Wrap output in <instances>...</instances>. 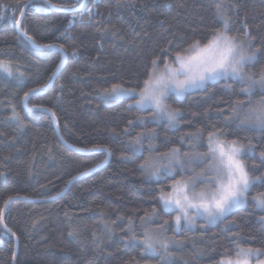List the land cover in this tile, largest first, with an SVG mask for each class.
Masks as SVG:
<instances>
[{"label":"trees","instance_id":"1","mask_svg":"<svg viewBox=\"0 0 264 264\" xmlns=\"http://www.w3.org/2000/svg\"><path fill=\"white\" fill-rule=\"evenodd\" d=\"M21 2L0 0L11 5L6 11L0 9V60L10 63L15 73L9 77L0 72V208L13 197L4 217L16 233L0 236V264H88L89 260L165 264L158 256L143 257L139 248L127 243L132 235L127 232L130 218L137 235L148 228L173 242L168 264H219L225 255L234 258L236 243L264 251V223L259 219L264 211L251 200L216 224L177 233L175 212L162 211L158 197L162 188L169 191L183 175L154 181L139 167L145 158L164 156L174 148L188 156L206 153L208 133L221 130L223 139L252 148L243 160L252 175L264 176L260 159L264 131L230 119L232 104L247 99L238 81L221 79L209 83L207 90L171 98L169 104L181 113L178 124L151 125L148 134L154 131V135L142 141L139 152L126 147L146 131L138 122L139 110L128 107L130 98L105 102L102 97L112 84L135 86L151 58L169 47L168 41L174 51L220 28L214 0H86L83 5V0H53L75 5L57 9L61 12L27 7L23 26L29 35L40 44H63L66 49V64L55 83L31 96L28 107L51 108L62 138L73 149L59 140L47 113L29 112L23 106L25 91L50 85L48 76L61 54L58 49L41 53L23 37L17 38L12 17L15 11L20 19L16 6ZM233 2L237 7L228 11L230 34L245 39L243 25L247 24L258 50L250 70L260 77L264 74V0ZM19 73L24 74L22 78ZM260 98L257 89L253 101ZM13 107L25 124L23 129L12 118ZM97 145L108 146L110 159L92 172L109 155L102 150L85 151ZM259 192H264V185L258 183L249 196ZM153 209L157 215L144 224L141 218Z\"/></svg>","mask_w":264,"mask_h":264},{"label":"snow or ice","instance_id":"2","mask_svg":"<svg viewBox=\"0 0 264 264\" xmlns=\"http://www.w3.org/2000/svg\"><path fill=\"white\" fill-rule=\"evenodd\" d=\"M214 4L216 16L221 22L220 28L212 29L211 35L205 37L204 40H193L186 47L178 50H170L172 41H168L169 47L161 49L160 54L151 58L145 67L143 79H138L135 86L126 88L123 84L117 83L112 84L109 89H104L105 102L118 100L122 97L130 98L132 104L128 106L129 108L135 106L140 111L150 109L152 122L166 121L168 126L172 127L175 126L178 117L181 115L179 109L173 108L167 102L172 94L176 97H183L194 89L207 90L210 82L231 79L242 85L241 94L247 99L236 100L232 104L230 119L239 120L243 126L264 131V74H261L257 80L254 78V74L245 71L246 67L255 59L256 51H258L253 47L254 37L247 30L246 23L243 25L245 41H241L237 36L230 34L231 16L228 15V11L237 7L233 0H214ZM10 7L11 5L0 3L2 10L6 11ZM26 7H36L38 11L46 12L52 9L75 7V5L58 4L53 0H22L16 6L21 18L16 19L15 11H13L12 18L19 33L18 39L23 37L41 53L47 49L59 50L60 62L56 64L55 69L48 76V81L52 82L57 78V73L64 64L65 46L57 43L40 44L32 35H29L23 26ZM68 23L72 24L73 21L70 20ZM0 72L9 77L15 75L10 63L2 60H0ZM23 75V73H19L18 78H22ZM48 87L49 84L45 83L25 91L23 93V106L29 112L50 113L53 121L58 123L56 113L51 108L40 104L32 105L31 108L28 107L29 98L34 94L44 92ZM257 89L260 90L261 98L254 102L253 96L256 95ZM12 118L16 120L19 128L25 127L14 107ZM141 122L143 123V121ZM132 125L133 121L129 120L128 127ZM127 131L128 128L126 127L124 132L127 133ZM152 135H154V131L149 134V138ZM144 138L145 133H139L128 142L126 147L132 152H139L143 147ZM98 150L108 152L110 155L107 145H97L91 149H85V151L90 152ZM251 151V147L246 149L245 145L238 140L223 139L221 130L208 133L207 152L191 157L188 161L189 163L204 162L207 164V168L200 173H195L193 170L194 175L189 179L174 180L169 191H165L163 188L160 190L158 200L161 210L165 213H176L174 219L176 231L182 227H193L196 218H203L207 223L222 220L234 209L249 202L248 197L252 188L258 183L264 185V176L252 175L243 160V157ZM164 158L168 160L167 164L158 163L151 157H147L139 167L153 178H158L161 174L172 175L174 172L173 165H179L183 168V165L180 164L178 149L174 148L169 153H165ZM260 159L261 164L264 165V152H261ZM254 169L255 166H253ZM72 179L76 178L73 177ZM12 200L13 197L9 196L4 201V207L0 208V229H2L0 236L16 235L5 223L4 217L5 209ZM251 202L257 209L264 211V192L252 196ZM156 215L157 210L153 209L151 215L146 214L145 217L141 218L142 222L148 224ZM259 219L264 223V216ZM167 224L168 221H165V225ZM133 225L134 221L130 218L127 232H131L132 235L128 236L127 243L139 248L143 257L158 256L160 261L168 264L169 248L173 242L166 238L161 239L159 234L148 228L137 235ZM160 227L163 228L164 226L161 225ZM73 234V232H69L70 236ZM93 239L94 241L98 239L95 233H93ZM233 251L234 258L232 255H225L219 264H251L253 258H257L256 264H264V259H259V257L264 256V251L260 249L244 248L236 243ZM88 264H94V261L89 260Z\"/></svg>","mask_w":264,"mask_h":264},{"label":"rangeland","instance_id":"3","mask_svg":"<svg viewBox=\"0 0 264 264\" xmlns=\"http://www.w3.org/2000/svg\"><path fill=\"white\" fill-rule=\"evenodd\" d=\"M239 40H241V41H245V39H239ZM245 46H247V45H245ZM255 61V59L246 67V69H245V71L247 72V73H250V74H252L251 73V70H250V66L253 64V62ZM161 67H162V65H161ZM14 76V75H13ZM13 76H11V77H13ZM254 78L255 79H259L260 77H255L254 76ZM221 80V79H220ZM229 80H231V79H229ZM216 82V81H215ZM210 83H213V82H210ZM197 90H200V89H194V90H191L190 92H188V93H191V92H194V91H197ZM188 93H186V94H188ZM185 94V95H186ZM185 95L183 96V97H185ZM102 97L104 98V92L102 93ZM183 97H176L174 94H172L171 96H170V98H169V100L167 101L168 102V104H169V101H170V99L171 98H176V99H182ZM127 97H122V98H120V99H118V100H114V101H121V100H123V99H126ZM139 112V114H138V122H140L142 125H144V127L146 128V131H145V133L147 134V135H145V138L144 139H146L147 137H148V130H150L151 129V125H155V124H160V123H162V122H166V121H161V122H159V123H155V122H152L151 121V119H150V112H151V110L150 109H145V110H143V111H138ZM141 121H143V123L141 122ZM167 123V122H166ZM178 124V122L175 124V126H172V127H176V125ZM143 139V140H144ZM144 145L145 146H147V142L146 143H144ZM202 154H204V153H202ZM189 154H181V153H179V159H180V164H182L183 165V168H181L179 165H173V168H174V172H173V174L172 175H168V174H161L158 178H153V177H150L149 176V174H148V176H149V178L151 179V180H154V181H157V180H160V179H166L167 177H174V176H177L178 174H181V175H183V177H180V178H178L177 180H180V179H189L192 175H190V176H186V175H184V174H186V172H193V170L195 171V173H200L202 170H205L206 168H207V164L206 163H204V162H195V163H189L188 161H189V158H191V157H194V156H197V155H200V154H196V155H193V154H191L190 156H188ZM154 161H157L158 163H163V164H167L168 163V160L167 159H165L164 158V156H158V155H154V156H152L151 157ZM194 175V174H193ZM198 187H200V185H198ZM251 196H249L248 197V199L249 200H251ZM244 205H241L239 208H241V207H243ZM236 209H234L233 211H235ZM175 215H176V213L174 214V216H173V222H174V219H175ZM223 220V219H222ZM221 220H216V221H214V222H212V223H207L206 221H205V219H203V218H196V220H195V224H194V226L193 227H191V228H197V227H205V226H207V225H212V224H216V223H218V222H220ZM174 226H175V223H174ZM183 228H185V227H182L179 231H176L177 233H180L181 231H182V229ZM256 259L257 258H253L252 259V261H251V264H256ZM259 259H264V258H261V257H259Z\"/></svg>","mask_w":264,"mask_h":264},{"label":"water","instance_id":"4","mask_svg":"<svg viewBox=\"0 0 264 264\" xmlns=\"http://www.w3.org/2000/svg\"><path fill=\"white\" fill-rule=\"evenodd\" d=\"M85 1H86V0H83V2H82L81 5H83V4L85 3ZM26 9H27V7L24 9V12H25ZM56 10H57V9H56ZM57 11L61 12L60 10H57ZM20 18H21V17H20ZM35 50H37V49H35ZM47 50H54V49H47ZM47 50H44V51H47ZM37 51H39V50H37ZM58 52H59V51H58ZM65 64H66V57H65V54H64V64H63L61 70L57 73V77H58L59 74L61 73V71H62V69L64 68ZM56 79H57V78H56ZM56 79H55L54 81L50 82L49 88L52 87V85L55 83ZM45 113H47V112H45ZM47 114L50 116V118H51V120H52V122H53V125H54L55 130H56V134H57L59 140H60V141L62 142V144H63L64 146H66L67 148H69V149H73V148H72L68 143H66V142L64 141V139L62 138V136H61V134H60V131H59L57 125H56V122L53 121V119H52L50 113H47ZM109 159H110V155H108L107 160H106L103 164H101L100 166L94 168V169L92 170V172H94L95 170H97L98 168H100L102 165H104L105 163H107ZM87 174H90V173H87ZM69 188H70V186H68V189H69ZM68 189L65 190V191L63 192V194H61V195H64V194L68 191ZM61 195H60V196H61ZM60 196H59V197H60ZM7 207H8V206H7ZM6 209H7V208H6ZM6 209H5V212H6ZM16 244H17V241H16Z\"/></svg>","mask_w":264,"mask_h":264}]
</instances>
